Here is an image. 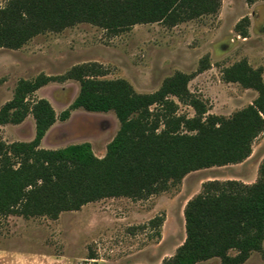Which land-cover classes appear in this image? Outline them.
I'll return each instance as SVG.
<instances>
[{"label": "trees", "instance_id": "obj_1", "mask_svg": "<svg viewBox=\"0 0 264 264\" xmlns=\"http://www.w3.org/2000/svg\"><path fill=\"white\" fill-rule=\"evenodd\" d=\"M219 6L220 0H7L0 6V48L17 49L39 33L79 22L112 34L135 24L174 26L213 14ZM104 73L101 64L86 62L62 76L79 82L70 108L112 110L119 122L101 158L87 141L39 147L55 112L48 100L40 98L29 106L25 96L54 78L39 74L18 80L13 98L0 108V124L19 123L30 112L35 134L31 141L0 144L1 214L55 219L62 211L106 197L144 198L176 185L191 171L242 162L264 131V77L261 68L244 58L222 71L223 80L252 88L257 96L227 117L207 113L202 99L189 91L195 73L176 71L151 93L137 92L123 78H99ZM177 102L190 105L195 114H177ZM68 116L69 110L63 111L60 119ZM201 186L183 208V242L161 264H196L211 257H219L222 264H241L251 251L261 249L264 158L252 183L213 179ZM162 221L161 216L150 219L157 227Z\"/></svg>", "mask_w": 264, "mask_h": 264}, {"label": "rangeland", "instance_id": "obj_2", "mask_svg": "<svg viewBox=\"0 0 264 264\" xmlns=\"http://www.w3.org/2000/svg\"><path fill=\"white\" fill-rule=\"evenodd\" d=\"M6 1L0 0V6ZM243 58L261 68L264 77V0H220L213 14L174 26L135 24L116 34L79 22L39 33L17 49L0 48V108L13 98L19 79L53 77L25 96L29 106L40 98L48 100L55 112L39 147L56 149L87 141L101 158L119 122L112 110L70 108L79 82L62 76L72 66L99 63L105 72L99 78H123L140 93L157 90L176 71L195 73L188 81L189 91L202 99L207 113L227 117L257 96L252 88L223 80L222 71ZM203 65L206 68L198 72ZM177 103V114H195L190 105ZM66 110L69 116L60 119ZM34 134L30 112L19 123L0 124V144L31 141ZM263 158L264 131L242 162L191 171L176 185L144 198L106 197L62 211L55 219L0 213V264H161L183 242V208L202 183L213 179L252 183ZM155 216L163 217L159 227L150 222ZM196 264L222 263L211 257ZM241 264H264V239L261 249L251 251Z\"/></svg>", "mask_w": 264, "mask_h": 264}]
</instances>
